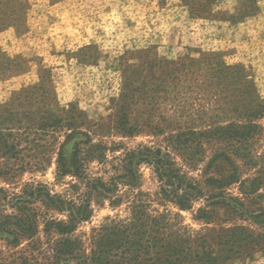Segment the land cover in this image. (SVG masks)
Listing matches in <instances>:
<instances>
[{
	"label": "rangeland",
	"instance_id": "1",
	"mask_svg": "<svg viewBox=\"0 0 264 264\" xmlns=\"http://www.w3.org/2000/svg\"><path fill=\"white\" fill-rule=\"evenodd\" d=\"M2 1L1 4L6 3ZM19 1L24 4L22 19L17 23L18 18L9 21V26L0 30V50L10 58L22 57L28 63L24 72L0 81V106L14 92L39 84L41 72L47 71L56 93L55 102H46L47 106L56 114L72 117L76 126L75 130L57 134L55 139L39 137L44 143L34 142L33 137L30 140L33 143L22 142V152L16 156L18 161L14 158L11 164L28 168L14 179L0 178V189L20 194L29 184H43L53 194L68 200L89 198L94 217L91 224L83 226L84 232L98 227L107 217L124 214L128 202L138 193L151 210L179 212L161 196L158 177L147 165L139 168L137 189L120 186L124 199L119 207L87 187L89 182L109 184L111 179H121L129 151L139 147L164 149L167 143L163 137L172 133V129L160 122L161 115L173 121V129L180 127L187 140L196 141L188 144L192 149L202 144L196 157L199 163L194 169L187 166L181 152H172L184 173L200 186L205 198L213 201L212 197L217 196V200L222 193H229L245 205L248 215L245 218L223 207L211 208L215 226L225 223L249 229L247 250L228 264H264V215L259 218V224L253 220L264 214V113L256 119L247 111L256 103L264 105V0H210L206 2L211 3L206 13L193 12L194 6L186 5L183 0ZM205 1L195 0L194 5H203ZM3 7H0V20ZM87 47L94 50L81 52ZM148 47L157 48L160 57L174 61L185 56L201 59V55L214 54L220 63L227 67L243 66L244 72L237 73L240 77L237 83L223 84L228 89L223 100L218 101L211 94L202 95L200 91L204 87L193 85L194 92H189L178 105L166 103L158 114L150 112L149 121L164 128V135L142 129L133 137H125L117 129V108L111 103L119 98L125 79L111 64L127 50L135 53ZM97 55L102 57L98 64L94 60ZM136 60L129 59L131 64ZM249 85L254 90L251 94H247ZM146 110L142 106L132 108L130 123L147 120ZM240 121L258 126L242 146L227 139V132L222 129ZM192 132L198 135L191 136ZM69 135L72 138L67 141ZM221 154L227 155L231 167L224 158H216ZM60 157L67 168L58 177ZM212 161L215 162L208 171ZM216 167L237 169V182L226 189L209 185V178L219 177ZM205 205L201 201L195 205L194 212H180L187 225L196 230L206 227L194 221L196 210ZM39 240L44 243L42 235ZM24 246L15 250L0 241V264H11ZM38 262L43 263L41 259Z\"/></svg>",
	"mask_w": 264,
	"mask_h": 264
},
{
	"label": "trees",
	"instance_id": "2",
	"mask_svg": "<svg viewBox=\"0 0 264 264\" xmlns=\"http://www.w3.org/2000/svg\"><path fill=\"white\" fill-rule=\"evenodd\" d=\"M2 1V0H0ZM0 30L22 19L23 3L19 0H5ZM60 0H51L56 2ZM3 2V1H2ZM193 7V12H207L210 0L205 4L194 5L195 0H183ZM93 47L81 50L92 51ZM201 59L183 57L178 61L160 57L157 48L148 47L135 53L129 50L113 59L112 66L121 73L125 81L121 85L119 98L111 103L117 108V129L125 137H133L142 129L153 135L162 136L165 129L159 124L152 125L150 115L159 113L166 103L175 105L191 90L193 85H201L202 95L211 94L223 100L228 89L224 85L237 83V73L244 72L243 66L227 67L214 54L201 55ZM109 56H106L108 60ZM102 59L95 57V63ZM129 59H137L131 64ZM27 60L22 57L10 58L0 50V81L9 75L24 72ZM234 70H237L235 72ZM50 72H41V82L29 85L26 89L14 92L5 105L0 106V178L14 179L28 168L21 164H11L20 155L21 143L44 140L40 138H57L56 135L66 130H75V122L68 115L56 114L46 102H55L56 93L50 81ZM220 86H223L220 87ZM248 86L251 94L254 90ZM242 93V92H241ZM224 95V96H223ZM146 107L149 112L147 120L131 124L129 114L132 108ZM251 118H259L264 113V105H251L248 109ZM246 111V112H247ZM160 122L168 125L172 133L163 137L167 146L139 147L129 151L124 159V172L121 179H111L109 184L89 182L87 187L114 207H119L124 199L120 186L137 189L139 168L147 165L152 168L160 183L161 196L169 200L179 212L170 210H151L149 204L141 200V193L135 195L124 214L107 217L98 226L84 232L83 226L91 224L94 209L91 200H68L43 184H29L22 193L0 189V241L15 250L25 244L11 264H228L234 256L244 254L249 245V229L242 225H214L212 207H223L230 212H239L241 218L247 217L245 205L229 193H222L206 199L200 186L184 173L177 163L173 152H181L186 157L187 166L194 169L199 160L196 157L202 150L198 143L196 149L181 128L173 129L172 122L161 115ZM227 139L239 145H246L258 126L253 122L242 121L223 127ZM221 129V130H222ZM191 136H197L192 132ZM89 137V135H86ZM40 137V138H39ZM72 138L67 136V141ZM186 138V139H185ZM50 144V142H45ZM173 150V152H172ZM224 158L231 167L230 159L225 154L216 157ZM15 160V163L17 161ZM5 161V162H4ZM60 157L57 164L58 177L66 171ZM216 161V159H215ZM212 161L208 171L213 166ZM197 163V164H196ZM218 166V165H217ZM37 168V166L35 167ZM219 177L209 178V185L226 189L235 184L238 171L215 168ZM205 178H208L206 172ZM120 180V181H119ZM211 198V199H212ZM205 201L207 205L197 209L194 221L206 227L196 230L187 225L180 212L195 211V205ZM260 214L254 218L259 224ZM242 221H244L242 219ZM262 224V222H261ZM43 236L44 243L39 240ZM44 246L46 248L44 249ZM41 259L43 263H39Z\"/></svg>",
	"mask_w": 264,
	"mask_h": 264
}]
</instances>
